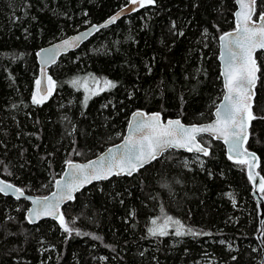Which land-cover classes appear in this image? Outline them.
Returning a JSON list of instances; mask_svg holds the SVG:
<instances>
[{
  "label": "trees",
  "instance_id": "1",
  "mask_svg": "<svg viewBox=\"0 0 264 264\" xmlns=\"http://www.w3.org/2000/svg\"><path fill=\"white\" fill-rule=\"evenodd\" d=\"M128 1L0 0L1 178L47 193L51 182L41 187L49 176L60 174L67 160L91 158L117 142L138 108L184 122L211 118L222 93L217 39L234 28V0H156L139 7L60 56L47 70L55 90L42 104L32 103L38 49L101 22ZM256 10L264 11V0ZM256 59L258 119L246 147L257 153L264 178V53ZM103 78L116 87L92 95ZM207 140L210 152L197 162L186 165L182 159L192 154L168 150L131 176L79 191L62 210L81 235L51 219L30 224L28 202L0 193V264H199L203 257L209 264H261L264 220L260 244L245 166L227 159L220 141ZM165 214L208 234L150 236L152 219L162 223Z\"/></svg>",
  "mask_w": 264,
  "mask_h": 264
},
{
  "label": "snow or ice",
  "instance_id": "2",
  "mask_svg": "<svg viewBox=\"0 0 264 264\" xmlns=\"http://www.w3.org/2000/svg\"><path fill=\"white\" fill-rule=\"evenodd\" d=\"M133 5L145 7L154 5L156 0H129ZM240 10L236 12V26L232 32L223 33L220 36L221 59L224 65L223 75L225 77L224 88L226 89L222 103L216 108V119L208 124H192L185 126L179 119H169L163 121L160 113H134L138 117L134 122H129L128 134L123 137V143L109 148L107 155L96 161H89L87 164H76L72 160H67L66 164L69 171L66 172V179L56 181L57 191L53 192L51 199L45 197H28L32 200L33 208L29 209L30 217L39 219L42 216L55 217L62 229L71 235L75 231L76 235H81L79 229H74L66 222L64 214L60 212V206L66 201L75 199L74 193L85 184L94 180L108 179L111 175L126 174L131 176L139 171L146 164L158 159L166 150L171 148H185L189 152L203 153L208 155V148L197 140V134L209 133L223 138L229 147V159L232 153L237 156L251 155L247 149H242V144L248 139L247 129L252 121L258 119L253 112V89L258 79L257 73L260 68L257 66L255 53L264 50V11L257 13V0H237ZM136 10V9H132ZM117 12L114 16L103 24L93 25L91 30H99L114 23L121 13ZM258 16V19H253ZM175 26V25H173ZM182 35V33H180ZM79 37H74L62 41L61 45H56L45 63L55 61V51L61 47H74L75 41ZM39 55V53H38ZM91 75V74H90ZM88 77L84 80L87 81ZM99 85L101 79L93 78ZM48 85L42 88V81L36 80V92L32 96L33 104H42L55 90L56 81L51 76L47 77ZM79 82V78L71 81L73 85ZM103 87L92 91V95L116 87L115 82L106 78L102 79ZM90 96H85V106ZM15 107V106H14ZM237 163L247 164V160L240 159ZM249 179L254 177L250 174ZM259 191L264 193V178L259 182ZM9 192L18 194L17 199L24 195L23 188H16L14 185L0 180V193L7 195ZM231 195V194H229ZM235 204V201L233 200ZM163 207L161 212L163 213ZM161 217H155L151 221L147 232L150 236H168L167 230L170 224L177 227L171 234L181 237L185 235H207L208 233H198L194 229L186 228L181 221L174 220L173 217L164 215L163 222L158 223ZM83 235H91L83 233ZM100 239V237H93ZM233 259H236L233 257Z\"/></svg>",
  "mask_w": 264,
  "mask_h": 264
},
{
  "label": "water",
  "instance_id": "3",
  "mask_svg": "<svg viewBox=\"0 0 264 264\" xmlns=\"http://www.w3.org/2000/svg\"><path fill=\"white\" fill-rule=\"evenodd\" d=\"M234 1H235V6H236L235 7V10H234V14H233L234 28H235V26H236V15L235 14H236V12L238 10H240V6L237 4V0H234ZM138 8H139L138 5H133V4H131L128 1L121 8H119L114 13H112L111 15H109L103 22H101L99 24H91V25L87 26L86 28H84V29H82L80 31L74 32V33H72L70 35H67V36L62 37V38L57 39V40H52L49 44H47L46 46L40 48L37 51L36 59H37L38 68H39L38 69V79L42 81V88L47 85V68L50 67L52 64L56 63L59 60V57L60 56L66 54L68 52H71V51L76 50L82 43L86 42L91 36H93L95 34V32H96V30H94V29L90 31V29L92 28L93 25L99 26V25L103 24L105 21L109 20L110 17L114 16L117 12H121V9H123V12L121 13V15L119 17L126 16V15L132 13L133 11H135V10H132V9H136L137 10ZM253 19H258V16H256L255 18L253 17ZM234 28L229 29V30H227V31H225L223 33L232 32L234 30ZM222 34H220L218 36V39H217V43H218L217 61H218V65H219V74H220V78H221V82H222V93H221V96H220L217 104L215 105V107L212 110V116H211V118L209 120L203 121V122H184L178 116L163 117V115L159 111H146L144 109H139L138 108V109H135L132 112H130L129 117H128V121H127V124H126V127H125V130H124V133H123V136L117 142H114V143H111V144L107 145L103 150H101L99 153H97L95 156L89 158L88 160L86 159L85 161L79 160V161H73V162L76 163V164H87L89 161H96L99 158L107 155L109 148H115L116 145L122 144L123 143V137L125 135H127L128 134V131H129V129H128L129 122H134L135 119H138V117H134L133 116L134 113H138L139 112V113H144V114H151V113H157L158 112V113L161 114V118H162L163 121H167L169 119H172V120L179 119L181 121V123L184 124L185 126H189V125H192V124L203 125V124H208V123L213 122L216 119V116H215L216 108L222 103L223 97H224V94H225V91H226V89L224 88L225 77L222 74L223 71H224V65H223V61L221 59V55H220L221 54V44H220V39L219 38H220V36ZM74 37H79V39L75 41V46L74 47H68V48L61 47V48L57 49L55 51V53H54V55H55V61L54 62L49 61L48 63H45L46 58L49 55H52V53L49 52V51H47V50H52L54 48V46L61 45L63 40L70 39V38H74ZM259 52H263L264 53V50H258L255 53V58H256V54L259 53ZM38 53H39V55H38ZM256 61H257V59H256ZM257 66L259 67L258 63H257ZM257 76H258V73H257ZM257 81H258V79H257ZM257 81H256V83H257ZM255 86H256V84H255ZM253 92H254V96H255V87L253 89ZM254 96H253V100H254ZM253 100H252V103H253ZM247 131H248V138H249V128L247 129ZM201 136H206V137L210 138L213 141H220L221 144L224 146L226 158L229 159V155H230V153H229V147H230V145L228 143H225V141H224L223 138H219L217 135H215V134H209V133H200V134H197V140L200 141L205 147L208 148V153L210 152V146L208 144L203 143V141L200 139ZM247 141H248V139H247ZM247 141L242 144V146H241L242 149H247V152L248 153H254L255 156L254 157L251 156V155L237 156L235 153H232L231 154L232 155V158L229 159V160L232 161V162H234V163H237V160H240V159H244V160H247L249 162V163L243 164V165L245 166L246 177H247V179H248V181H249V183H250V185L252 187L251 193H252L253 199H254V201L256 203V206H257L258 226H259V229H258V232H257V239H258V242L261 244L262 243L261 231H262V223H263V220H264V198L261 195V192L259 191V187L258 186H259V182H260L261 178H263V177L261 176V174L258 171L259 157H258L257 153H255L253 150H250V149H248L246 147ZM168 150L184 151V152L191 153V154H197L199 156H206L203 153H197L195 151L189 152L185 148H171V149H168ZM168 150H166V151H168ZM161 156H159L158 158H160ZM238 164H240V163H238ZM147 165L148 164H146L145 166H147ZM68 171H69V167L66 164L64 166L62 172L59 174V176L55 177L51 191H49L45 195L33 194V193H29V192L24 191V195L21 196L20 198H25L29 202V206L26 209L24 215H25L26 220L30 224L37 223V222H39L40 220H43V219H51V220L58 221L53 216H42L39 219H37L35 217H30V213H29L28 210L31 209V208H33L34 205L32 203V200L31 199H28V197L35 198V197H45V196H47V197H49L51 199L52 193L55 192V191H57L56 181L57 180H62V178H65L66 179L67 177H66L65 174ZM250 174L254 177L253 180H250L249 179V175ZM113 176H117V175H111V176H109V178H111ZM118 176H129V175L122 174V175H118ZM104 180H107V179H104ZM98 181H100V180H94L91 183L85 184L77 192L81 191L82 189L86 188L87 186H89V185H91L93 183H96ZM8 183L14 185L16 188H20L18 185L14 184L12 182H8ZM77 192L74 193V196L76 195ZM17 195L18 194H13V192H9L7 194V196H12L15 199H17ZM67 202H69V201H66V202H64V203L61 204V206H60V212H62V208H63L64 204L67 203ZM261 264H264V256H262Z\"/></svg>",
  "mask_w": 264,
  "mask_h": 264
},
{
  "label": "rangeland",
  "instance_id": "4",
  "mask_svg": "<svg viewBox=\"0 0 264 264\" xmlns=\"http://www.w3.org/2000/svg\"><path fill=\"white\" fill-rule=\"evenodd\" d=\"M35 92H36V90H35ZM207 138L208 137H206V136H201L200 137V139L203 141V143H205V144H208L209 146H210V144H209V140H207ZM78 156H80V155H78ZM201 157H203V156H199V155H197V154H192V156L191 157H188V158H183L182 159V161L186 164V165H189V164H191V163H194V162H197V161H199V160H201ZM88 160L89 158H85V159H81V158H79L78 157V159H74L73 161H79V160H83V161H85V160ZM65 166V165H64ZM64 166H63V168H64ZM2 167V171H1V173L2 174H5L6 173V170H5V165H2L1 166ZM136 173V172H135ZM134 173V174H135ZM57 176H59V173H57L56 174V176L55 177H57ZM55 177L53 178L52 176H49L48 178H47V181H46V183L45 184H43L42 185V187H41V190H46L50 185L48 184V183H50L51 182V185L53 186V182H54V179H55ZM112 178V177H111ZM50 181V182H49ZM21 188V187H20ZM49 191H51V190H49ZM48 191V192H49ZM47 192V193H48ZM78 193V192H77ZM76 193V194H77ZM46 194V193H45ZM45 194H39V195H45ZM12 197V196H11ZM24 200V201H27L28 202V200H26L25 198H20V200ZM71 201H73V200H71ZM28 204H29V202H28ZM27 204V205H28ZM66 204V203H65ZM64 204V205H65ZM29 206V205H28ZM25 212V211H24ZM62 213H63V210H62ZM24 217H25V215H24ZM155 218V217H154ZM153 218V219H154ZM26 219V218H25ZM59 222V221H58ZM159 222V221H158ZM171 225L172 224H170L169 225V227H168V231H169V233H170V230H171ZM177 226L175 225L174 226V228H176ZM171 234V233H170ZM170 239H171V241H174V239H175V236H171L170 237ZM199 264H209V262H208V257H203V258H201L200 260H199Z\"/></svg>",
  "mask_w": 264,
  "mask_h": 264
},
{
  "label": "bare ground",
  "instance_id": "5",
  "mask_svg": "<svg viewBox=\"0 0 264 264\" xmlns=\"http://www.w3.org/2000/svg\"><path fill=\"white\" fill-rule=\"evenodd\" d=\"M113 13H114V12H113ZM110 15H111V14H110ZM121 17H122V16H121ZM121 17H119V18H121ZM119 18H118V19H119ZM105 19H106V18H105ZM105 19H104V20H105ZM118 19H117V20H118ZM104 20H102L101 22H103ZM101 22H99V23H101ZM99 23H95V22H94V23H91V24H99ZM91 24L86 25L84 28H86L87 26H89V25H91ZM111 24H112V23H111ZM109 25H110V24H109ZM84 28H82V29H84ZM82 29H80V30H82ZM80 30H77V31H80ZM77 31H75V32H77ZM96 31H97V30H96ZM73 33H74V32H73ZM71 34H72V33H71ZM69 35H70V34H69ZM43 47H44V46H43ZM41 48H42V47H41ZM39 49H40V48H39ZM39 49H38V50H39ZM36 54H37V53H36ZM36 60H37V59H36ZM54 64H55V63H54ZM52 65H53V64H52ZM52 65H51V66H52ZM48 68H49V67H48ZM48 68H47V70H48ZM72 161H73V160H72ZM0 180L6 181V182H11V181H9V180H5V179H3V178H1V177H0ZM12 183H13V182H12Z\"/></svg>",
  "mask_w": 264,
  "mask_h": 264
},
{
  "label": "clouds",
  "instance_id": "6",
  "mask_svg": "<svg viewBox=\"0 0 264 264\" xmlns=\"http://www.w3.org/2000/svg\"><path fill=\"white\" fill-rule=\"evenodd\" d=\"M256 17V16H255ZM259 53H263V52H259ZM257 55V54H256Z\"/></svg>",
  "mask_w": 264,
  "mask_h": 264
}]
</instances>
